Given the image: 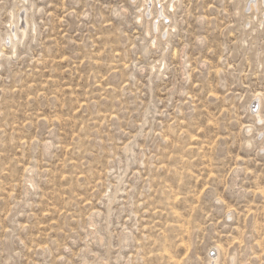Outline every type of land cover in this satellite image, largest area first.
Wrapping results in <instances>:
<instances>
[{
	"label": "rangeland",
	"instance_id": "1",
	"mask_svg": "<svg viewBox=\"0 0 264 264\" xmlns=\"http://www.w3.org/2000/svg\"><path fill=\"white\" fill-rule=\"evenodd\" d=\"M217 255L264 264V0H0V264Z\"/></svg>",
	"mask_w": 264,
	"mask_h": 264
},
{
	"label": "bare ground",
	"instance_id": "2",
	"mask_svg": "<svg viewBox=\"0 0 264 264\" xmlns=\"http://www.w3.org/2000/svg\"><path fill=\"white\" fill-rule=\"evenodd\" d=\"M173 6H174V5L172 4V7H173ZM163 12H164V11H163ZM163 12H161L160 14L163 15ZM162 17H163V16H162ZM158 22H159V21H158ZM155 28H157V27H155ZM11 40H12V39H11ZM257 104H260V103L257 102ZM257 106L259 107V105H257ZM255 112H256V111H255ZM259 114H260V113H259ZM261 118H262V117H261ZM215 253H216L215 251L212 252V254H214V255H215ZM218 256H219V255L214 256L213 258H211L210 263H211V264H218Z\"/></svg>",
	"mask_w": 264,
	"mask_h": 264
},
{
	"label": "water",
	"instance_id": "3",
	"mask_svg": "<svg viewBox=\"0 0 264 264\" xmlns=\"http://www.w3.org/2000/svg\"><path fill=\"white\" fill-rule=\"evenodd\" d=\"M254 106H256V105L254 104Z\"/></svg>",
	"mask_w": 264,
	"mask_h": 264
}]
</instances>
